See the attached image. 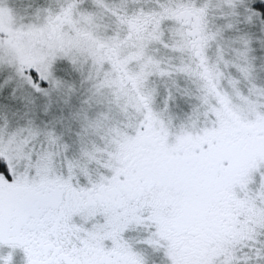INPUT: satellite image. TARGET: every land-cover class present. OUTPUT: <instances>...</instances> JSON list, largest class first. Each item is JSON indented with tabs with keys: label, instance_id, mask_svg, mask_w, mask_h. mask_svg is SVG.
<instances>
[{
	"label": "snow or ice",
	"instance_id": "1",
	"mask_svg": "<svg viewBox=\"0 0 264 264\" xmlns=\"http://www.w3.org/2000/svg\"><path fill=\"white\" fill-rule=\"evenodd\" d=\"M0 264H264V0H0Z\"/></svg>",
	"mask_w": 264,
	"mask_h": 264
}]
</instances>
